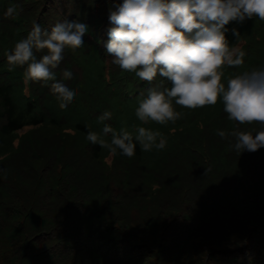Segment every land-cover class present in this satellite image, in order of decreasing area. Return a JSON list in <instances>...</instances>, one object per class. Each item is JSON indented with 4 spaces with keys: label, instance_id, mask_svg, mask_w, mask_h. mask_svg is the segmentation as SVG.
I'll return each mask as SVG.
<instances>
[{
    "label": "trees",
    "instance_id": "16d2710c",
    "mask_svg": "<svg viewBox=\"0 0 264 264\" xmlns=\"http://www.w3.org/2000/svg\"><path fill=\"white\" fill-rule=\"evenodd\" d=\"M119 2L0 0V264H264V147L238 154L233 137L217 135L258 123L229 120L218 100L185 108L184 131L162 150L137 144L133 157L117 151L107 163L108 149L86 140L103 123L119 132L128 93L141 98L160 79L141 81L106 54L109 9ZM64 20L90 32L53 70L58 80L73 73L64 83L76 96L60 109L52 82L26 83V65L9 70L4 53L33 23L50 31ZM254 20L225 25L246 53L222 68L225 80L264 66V27ZM105 110L111 118L98 121Z\"/></svg>",
    "mask_w": 264,
    "mask_h": 264
},
{
    "label": "clouds",
    "instance_id": "9594fccd",
    "mask_svg": "<svg viewBox=\"0 0 264 264\" xmlns=\"http://www.w3.org/2000/svg\"><path fill=\"white\" fill-rule=\"evenodd\" d=\"M14 8L7 10L11 14ZM256 17L264 21V0H122L109 9L108 41L104 45L111 62L123 71L133 72L141 81H159L141 93L135 115L143 123L175 122L182 113L176 105L196 109L215 105L218 100L229 120L239 124L253 122L258 129L217 135L234 138L232 149L241 154L264 147V66L235 74L222 80V66H239L246 53L229 43L225 25ZM90 26L79 20H64L50 31L33 23L26 37L18 40L4 55L9 70L25 66V82L51 81V91L59 108L72 103L76 90L64 83L72 71L57 69L66 49L75 51L85 44ZM233 35L239 33L233 29ZM46 50L37 58L36 52ZM112 113L105 110L97 117L104 122ZM105 140L104 137H109ZM86 140L133 157L137 144L141 151L162 150L167 139L158 130L136 126L134 132L121 128L117 132L103 123L99 132L89 130Z\"/></svg>",
    "mask_w": 264,
    "mask_h": 264
},
{
    "label": "rangeland",
    "instance_id": "374dc122",
    "mask_svg": "<svg viewBox=\"0 0 264 264\" xmlns=\"http://www.w3.org/2000/svg\"><path fill=\"white\" fill-rule=\"evenodd\" d=\"M251 21H256L253 18H250ZM261 21V26L264 27V21ZM235 24H237V26H240V28H243L245 26V21L243 22H235ZM244 24V26L242 27V25ZM245 40L244 39H240V37L235 38L234 42L230 44L234 45L235 47H237L238 49H240L242 47V45L244 44ZM226 66V65H225ZM225 66H222L225 67ZM221 68V71H222ZM230 70H227V72H223V77L222 80L226 83L225 77L226 75H230V73L228 72ZM138 99L139 97H136L134 99H130L128 101H125L124 103H122L121 107H120V124H121V128H124L128 131H132L134 132V129L136 126H148L146 128H150L152 130H158L163 136L167 137V136H174L175 133L179 132V131H184L185 127L183 126V124L181 122H187L188 119L185 117L184 113H182V111L185 109L182 106L176 105V110L180 111L182 113L181 118L177 119L175 122H168L167 124H159L156 123L154 121H148L146 123H143L141 121H139L135 115V108L137 107L138 104ZM112 157V153H110L109 151L106 153H104L103 155V160L105 162H109L111 160Z\"/></svg>",
    "mask_w": 264,
    "mask_h": 264
}]
</instances>
